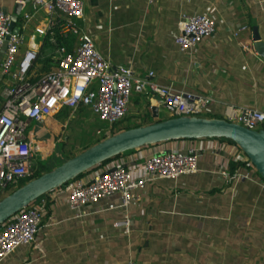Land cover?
Masks as SVG:
<instances>
[{"label":"crops","instance_id":"obj_1","mask_svg":"<svg viewBox=\"0 0 264 264\" xmlns=\"http://www.w3.org/2000/svg\"><path fill=\"white\" fill-rule=\"evenodd\" d=\"M15 2L0 0V10L11 15ZM82 2L81 31L113 68L127 67L137 75L152 71L161 85L210 96L208 116L221 117L227 105L264 110V53L254 40L255 30L264 46V0ZM184 13L206 14L217 22L212 35L185 53L175 43ZM30 14L29 2L22 3L15 24L24 36L19 55L24 49L42 46L40 38L31 34L45 22L43 12L28 18L26 29H20ZM241 26L246 29L233 36L232 31ZM3 55L1 49L0 64ZM37 69L41 71V65ZM9 84L10 77L0 67V110L3 89ZM68 110L56 113L54 120H61L64 128L68 121L69 127L73 121L77 127L88 126L91 135L50 136L51 130L40 123L29 124L26 130L37 148V165L43 161L49 166L45 170L94 144L103 134L97 130L107 127L89 106ZM168 113L156 97L145 93L130 97L127 115H146L144 120L137 119L140 124L168 118ZM49 128L55 130L53 125ZM174 144L201 150L196 173L147 182L138 190L139 198L126 207L108 209L110 203L120 204L118 195L86 204L80 216L65 203L60 187L54 189L44 197L45 214L35 242L17 247L0 264H124L127 259L136 264H264V179L251 167L250 178L221 177L222 169L233 173L229 163L240 162L233 160L234 154L239 159L241 153L232 144L208 138L162 142L124 152L99 170L114 162L130 168L150 149ZM44 148L49 149L47 158ZM123 218L130 220L127 233L120 225Z\"/></svg>","mask_w":264,"mask_h":264},{"label":"built area","instance_id":"obj_2","mask_svg":"<svg viewBox=\"0 0 264 264\" xmlns=\"http://www.w3.org/2000/svg\"><path fill=\"white\" fill-rule=\"evenodd\" d=\"M152 2L153 0H147ZM31 14L22 24L26 29L28 18L36 13L45 14V22L36 25L32 38H40L53 28L63 38L76 37L72 50L66 46L54 49L55 64L48 71H39L37 56L39 49L28 48L19 55L24 44L20 31L9 32L10 14L0 10V50L4 55L0 64L1 72L10 77V84L3 89V105L0 110V198L11 188H16L35 171L37 151L31 145L26 130L31 123H42L53 118L63 107L74 111L80 105L89 106L99 120L107 127L97 130L109 136L115 131L114 124L123 119L128 111L133 93H145L158 97L169 106L168 117L208 116L212 112V98L200 93L175 90L157 83L152 71L145 75L133 74L127 67L113 68L109 61L95 48L91 37L81 31L79 20L83 18L82 0H28ZM217 22L206 14H182L178 22L175 43L180 52H189L203 39L212 35ZM19 29V28H18ZM241 26L232 31L236 36ZM51 42H55L53 37ZM42 45V44H41ZM224 118L248 129L264 128V110L251 106L227 105ZM241 155L234 161L240 166L230 174L220 171L224 179L250 178L249 168L254 169L247 156L236 144ZM155 146V145H154ZM201 150L196 146L182 148L176 144L150 149L139 164L128 168L125 163L114 162L103 169H94L60 187L65 203L80 216L86 204L118 195L120 204L110 203L108 209L126 207L133 199L139 198L138 190L147 182L158 179L176 180L181 176L196 173ZM232 156V157H233ZM45 214V199H37L20 209L0 224V260L9 256L17 247L27 246L36 240ZM130 220L123 218L120 225L129 231ZM124 264H136L127 259Z\"/></svg>","mask_w":264,"mask_h":264},{"label":"water","instance_id":"obj_3","mask_svg":"<svg viewBox=\"0 0 264 264\" xmlns=\"http://www.w3.org/2000/svg\"><path fill=\"white\" fill-rule=\"evenodd\" d=\"M15 2L10 15L9 32H18L15 26L22 3ZM255 47L264 53V46L254 30ZM158 98V97H156ZM162 103L161 99L158 98ZM169 108L168 105L164 104ZM156 116L157 108H151ZM223 138L235 143L264 179V128L248 129L240 124L214 116H174L152 123L123 129L86 147L55 167L16 187L0 198V224L42 195L61 187L68 181L100 166L119 154L148 145L180 139Z\"/></svg>","mask_w":264,"mask_h":264},{"label":"trees","instance_id":"obj_4","mask_svg":"<svg viewBox=\"0 0 264 264\" xmlns=\"http://www.w3.org/2000/svg\"><path fill=\"white\" fill-rule=\"evenodd\" d=\"M53 37L55 39V42H51L50 38ZM76 44V37L75 36H70L68 38H63L61 36L58 35V32H57V29L56 28H53V35H50L49 33H47L44 38H43V42H42V46L41 48L39 49V52H38V56H37V63H39L41 65V71H48L49 69H51V67L54 66L55 64V60L53 58L54 56V49L58 46H66V48L68 50H72V48L75 46ZM138 100H135V103L137 102ZM65 112H69L68 110V107L67 108H64L63 110H65ZM62 110V111H63ZM62 111H60L59 113H61ZM58 114V113H57ZM127 115V114H126ZM145 116L146 115H141V116H137L136 114L135 115H127L125 116L123 119H121L119 122L115 123L114 124V128H115V131L112 132L111 134L117 132V131H120V130H123V129H127V128H132V127H136V126H140V125H143V124H140L138 123L137 119H140V120H144L145 119ZM169 118V117H168ZM166 119V118H164ZM162 120V119H161ZM156 120H154L155 122ZM153 121H148L146 123H152ZM262 127H264V124L262 125ZM110 134V135H111ZM106 137L105 135H100L99 139L96 141L98 142L99 140H101L102 138ZM207 139V138H206ZM208 139H219V140H227V139H223V138H208ZM228 142L230 143H233L232 141L230 140H227ZM95 142V143H96ZM158 144H161V143H158ZM235 144V143H233ZM149 146H152V145H148V146H143V147H149ZM88 147V146H87ZM85 149V148H84ZM130 151H133V150H129L128 152ZM76 154V153H75ZM75 154H71L70 156L68 155V158L75 155ZM120 155V154H119ZM118 155V156H119ZM117 156V157H118ZM115 157V158H117ZM114 159V158H112ZM112 159H109V160H106L104 161L100 166H97L96 168L94 169H99L101 168L102 166H104L105 164H107L108 162H110ZM41 165V170L40 171H35L33 173L32 176L28 177L27 179H24L20 184L22 185L23 183L27 182L28 180L40 175L42 172L46 171L44 169V162H40ZM240 162H235V163H229L231 169H235V168H238L240 166ZM92 169V170H94ZM91 171V170H90ZM85 174V173H84ZM15 188H11V189H8L5 193L8 194L10 193L11 191H13ZM46 194L42 195L41 197H39L38 199H41V198H44Z\"/></svg>","mask_w":264,"mask_h":264},{"label":"rangeland","instance_id":"obj_5","mask_svg":"<svg viewBox=\"0 0 264 264\" xmlns=\"http://www.w3.org/2000/svg\"><path fill=\"white\" fill-rule=\"evenodd\" d=\"M73 122H71L70 127H69L70 121H68L67 124H66V128H64L63 127L64 123H62L61 120L59 121L57 119L54 120V118H50V119L46 120L45 122L40 123V125H42L45 129L48 128L49 130H51L50 131V133H51L50 136H79V138H80V136H88V135L92 134L91 131H90V127H88V126H79V127H77L76 126L77 123L73 124ZM50 125H53L55 127V130L54 129H50L49 128ZM34 148H35V151H37V148L35 146H34ZM44 149L47 152V156H46V158H47V157L50 156V154L48 153L49 149H47V148H44ZM64 150L66 151L67 147H64ZM73 154H75V153H73ZM61 160H62V158H61ZM60 161L57 162V165L59 163H61ZM41 162H43V161H41ZM52 164H53V162H51L49 165L52 166ZM44 167H49V166H46V164H45ZM4 195L5 194H3L2 196H4Z\"/></svg>","mask_w":264,"mask_h":264}]
</instances>
